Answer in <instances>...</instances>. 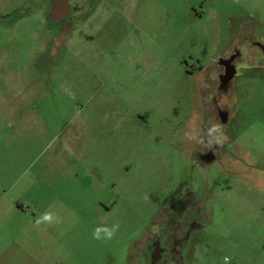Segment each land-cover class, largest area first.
Segmentation results:
<instances>
[{"label": "rangeland", "instance_id": "obj_1", "mask_svg": "<svg viewBox=\"0 0 264 264\" xmlns=\"http://www.w3.org/2000/svg\"><path fill=\"white\" fill-rule=\"evenodd\" d=\"M52 4L0 0V137L53 185L62 264H264V0Z\"/></svg>", "mask_w": 264, "mask_h": 264}, {"label": "crops", "instance_id": "obj_2", "mask_svg": "<svg viewBox=\"0 0 264 264\" xmlns=\"http://www.w3.org/2000/svg\"><path fill=\"white\" fill-rule=\"evenodd\" d=\"M50 13H54L53 8ZM20 94L10 92L13 102H0V110L12 111L9 115L8 111L1 112V116L8 119L9 125L15 123V127L23 123L15 114L23 107L17 99ZM13 138L11 135L7 143L0 137V264H62L53 248L54 199L38 192H52L53 185L39 188L38 173L23 168L21 146ZM45 216L49 219L45 220Z\"/></svg>", "mask_w": 264, "mask_h": 264}, {"label": "flooded vegetation", "instance_id": "obj_3", "mask_svg": "<svg viewBox=\"0 0 264 264\" xmlns=\"http://www.w3.org/2000/svg\"><path fill=\"white\" fill-rule=\"evenodd\" d=\"M60 0H57V3ZM63 9V10H62ZM60 9L57 8V10H55L56 16L59 19L62 16H65V18H63L62 22L68 21L69 17L71 16V14L75 11V7L71 9V7L67 4V0L64 1V7ZM57 23H60V21L58 20ZM261 53L264 56V47H261ZM236 56V55H234ZM220 63L223 65L220 68V72L217 73V79H218V83H217V87L219 89V91H222L225 88V85L227 84V82L231 79L229 78L227 80L228 76H232V74L236 73L234 66L232 65V61L227 60V61H220ZM235 75V74H234ZM233 75V77H234ZM218 113V123H221V120L224 118V116L226 117L228 115V112L226 110V108H221L218 107L217 112ZM209 151V149H208ZM214 156L211 155L209 152H206L205 154H201L199 156V159L201 161H206L208 162L209 160H214ZM172 222V220H171ZM189 224L191 225V228L195 227V223H193V221H189ZM185 237V236H184ZM179 243L181 244V241H179ZM179 247V246H178ZM177 246H173L171 249V253L174 254L173 258H180V252H179V248ZM150 249H151V261H154L157 257H159V253H162L164 251V249L162 247H159L158 243L156 242H152L150 245ZM153 263V262H152Z\"/></svg>", "mask_w": 264, "mask_h": 264}, {"label": "water", "instance_id": "obj_4", "mask_svg": "<svg viewBox=\"0 0 264 264\" xmlns=\"http://www.w3.org/2000/svg\"><path fill=\"white\" fill-rule=\"evenodd\" d=\"M64 1H65V0H60L56 5H55V4H54V5L52 4L53 12H55V10H57V8L62 9V8L64 7ZM230 77H231V75L227 77V80H228Z\"/></svg>", "mask_w": 264, "mask_h": 264}, {"label": "clouds", "instance_id": "obj_5", "mask_svg": "<svg viewBox=\"0 0 264 264\" xmlns=\"http://www.w3.org/2000/svg\"><path fill=\"white\" fill-rule=\"evenodd\" d=\"M217 127H219V126L217 125ZM44 219L45 220H48L49 217L48 216H45ZM116 227L118 228V225ZM113 235H114V230L107 233V238L108 239H111ZM93 238H99V237L96 234H94V237ZM225 259L227 260L228 258L226 257Z\"/></svg>", "mask_w": 264, "mask_h": 264}]
</instances>
